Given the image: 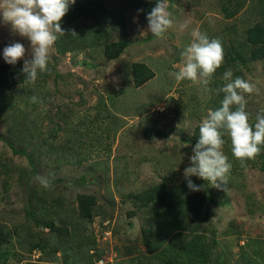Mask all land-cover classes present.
<instances>
[{"label": "rangeland", "instance_id": "374dc122", "mask_svg": "<svg viewBox=\"0 0 264 264\" xmlns=\"http://www.w3.org/2000/svg\"><path fill=\"white\" fill-rule=\"evenodd\" d=\"M100 1L124 10V32L108 26L99 43L96 25L74 16L50 51L47 71L34 83L0 90V264H165L163 255L151 260L146 254L149 213L135 195L186 181L190 138L221 106L224 94L216 90L226 83V70L255 86L243 93L249 124L254 128L257 114H264V59L240 71L225 68L222 41L223 64L207 85L212 91L170 75L182 66L193 29L210 39L226 34V42L235 33L242 37L260 20L264 0H166L174 22L162 38L141 34L156 0ZM123 39L124 53L107 60L103 46ZM13 43L23 44L24 59H30V42L0 23V64L3 49ZM134 63L155 74L139 88L130 74ZM224 140L232 165L225 191L193 176L211 197L203 207L207 218L188 224L183 240L205 234L212 251L208 264H264V145L241 167L227 135ZM37 176L49 177L51 186L43 188ZM83 195L95 199L90 220L79 215ZM42 212L63 236L28 215ZM40 240L47 246L37 247Z\"/></svg>", "mask_w": 264, "mask_h": 264}, {"label": "clouds", "instance_id": "9594fccd", "mask_svg": "<svg viewBox=\"0 0 264 264\" xmlns=\"http://www.w3.org/2000/svg\"><path fill=\"white\" fill-rule=\"evenodd\" d=\"M74 3L75 0H0V23L10 25L13 34L26 38L31 49L30 59H24V45L10 44L3 49V60L14 66L23 59L21 71L27 77V83H34L38 73L47 71L50 51L59 36L65 35L61 27L62 18ZM146 20L147 30L141 34L150 32L152 36L162 38L174 22L166 0H156ZM185 28L187 23L180 25L181 30ZM191 35L192 41L181 53L184 61L182 66L170 75L177 82L188 80L199 83L205 91L210 92L212 90L207 85L224 61L223 46L218 38L210 39L199 29H193ZM222 79L226 83L216 90L224 94L221 106L214 111L210 110L201 120L199 138L189 157L191 166L183 172L187 187L192 192H198L204 187L194 184L190 179L193 176L207 181L213 188L225 191L232 167L222 150L225 135L230 141L232 156L241 167L259 155L261 145H264V114H257L253 128L245 111L247 101L243 93L254 92L255 86L240 77L233 79L231 69L223 73ZM31 101L37 103V97H31ZM35 179L45 189L51 186L49 177L37 176Z\"/></svg>", "mask_w": 264, "mask_h": 264}, {"label": "trees", "instance_id": "16d2710c", "mask_svg": "<svg viewBox=\"0 0 264 264\" xmlns=\"http://www.w3.org/2000/svg\"><path fill=\"white\" fill-rule=\"evenodd\" d=\"M264 3L260 2L259 17L260 20L252 26L246 28L239 36L235 33L229 37L226 42V34L219 40L224 43L228 57L227 65L240 71L241 66L245 67L248 62H255L264 59ZM227 18L229 12L224 7ZM78 17L92 21L96 26L94 34L96 41L100 43L104 31L108 26L116 28L118 31H125L124 10L116 6H108L100 0H88L82 3H76L69 6L67 14L62 18L61 27L70 23L72 17ZM63 37V36H62ZM229 43V44H228ZM128 47L127 40L107 44L103 46V55L107 60L118 59ZM23 63L18 61L14 66L6 63L0 64V90L13 91L21 85L26 84L27 77L22 73ZM130 74L134 88L143 86L154 77V72L143 63H134L130 68ZM199 138V126L194 130L190 143L195 146ZM224 138V137H223ZM18 152L17 150H13ZM192 182L199 186L195 177H190ZM211 197L209 194L204 196L202 190L192 192L187 187V182L183 181L179 186L167 187L165 184H159L152 187L142 194L135 195V200L141 202L142 206L149 213L150 223L145 227L143 244L146 254L151 260H155L158 255L164 259L165 264H208L212 254L211 248L207 242V237L203 233H196L190 239L183 240V232L190 223L198 221L203 223L207 215H202L203 207L208 203ZM208 198V199H207ZM79 215L82 219H91V210L95 204L92 196H80L78 198ZM29 217L41 222L42 226L52 232L63 236V231L56 228V224L51 218H46L45 213H28ZM202 215V216H201ZM201 218V219H200ZM65 232H67L65 230ZM3 231L0 230V247L5 244ZM66 234V233H65ZM47 244L41 240L37 247L44 248ZM142 257V256H141ZM154 263V261H153Z\"/></svg>", "mask_w": 264, "mask_h": 264}]
</instances>
